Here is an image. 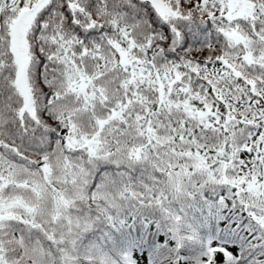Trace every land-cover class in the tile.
<instances>
[{
    "label": "snow or ice",
    "instance_id": "1",
    "mask_svg": "<svg viewBox=\"0 0 264 264\" xmlns=\"http://www.w3.org/2000/svg\"><path fill=\"white\" fill-rule=\"evenodd\" d=\"M0 264H264V0H0Z\"/></svg>",
    "mask_w": 264,
    "mask_h": 264
}]
</instances>
